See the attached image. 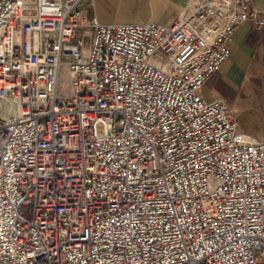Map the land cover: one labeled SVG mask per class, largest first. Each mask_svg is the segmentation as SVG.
<instances>
[{
    "label": "built area",
    "instance_id": "1",
    "mask_svg": "<svg viewBox=\"0 0 264 264\" xmlns=\"http://www.w3.org/2000/svg\"><path fill=\"white\" fill-rule=\"evenodd\" d=\"M81 1L0 0V264H260L264 140L200 88L264 17L101 23Z\"/></svg>",
    "mask_w": 264,
    "mask_h": 264
},
{
    "label": "crops",
    "instance_id": "2",
    "mask_svg": "<svg viewBox=\"0 0 264 264\" xmlns=\"http://www.w3.org/2000/svg\"><path fill=\"white\" fill-rule=\"evenodd\" d=\"M186 0H82L89 15L101 23L147 22L168 25ZM258 17H264V0H252ZM229 54L200 88L208 101L220 100L237 110L243 88L248 102L235 118L236 126L257 140H264V24L242 22L228 43Z\"/></svg>",
    "mask_w": 264,
    "mask_h": 264
},
{
    "label": "rangeland",
    "instance_id": "3",
    "mask_svg": "<svg viewBox=\"0 0 264 264\" xmlns=\"http://www.w3.org/2000/svg\"><path fill=\"white\" fill-rule=\"evenodd\" d=\"M22 13L26 14V15H29V14L32 13V11L31 10H24ZM82 43H83L84 46H86L88 44V40H87L86 37H82ZM58 79L62 80V82H64V75L62 74V72L59 73ZM63 93H64V91H60L59 92V94H62V95H63ZM249 95H250V90L247 87L243 88V90L241 91V98H240L239 104L236 106L237 110L231 111L234 119L238 115L239 110L242 108L241 106L245 105L248 102L247 98H248ZM237 128H238V126H237ZM260 264H264V255H263V258H262Z\"/></svg>",
    "mask_w": 264,
    "mask_h": 264
}]
</instances>
